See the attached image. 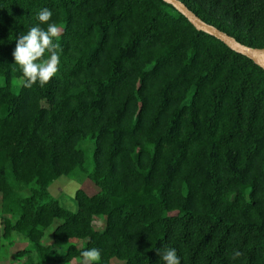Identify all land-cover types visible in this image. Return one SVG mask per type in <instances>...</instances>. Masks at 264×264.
Here are the masks:
<instances>
[{"label":"trees","instance_id":"trees-1","mask_svg":"<svg viewBox=\"0 0 264 264\" xmlns=\"http://www.w3.org/2000/svg\"><path fill=\"white\" fill-rule=\"evenodd\" d=\"M182 1L264 47V0ZM45 7L60 65L25 87L12 53ZM78 173L98 190L70 209L49 186ZM0 225L35 254L14 264L91 247L99 264H163L166 246L181 264H264V68L165 0H0Z\"/></svg>","mask_w":264,"mask_h":264},{"label":"clouds","instance_id":"clouds-1","mask_svg":"<svg viewBox=\"0 0 264 264\" xmlns=\"http://www.w3.org/2000/svg\"><path fill=\"white\" fill-rule=\"evenodd\" d=\"M51 17L52 11L47 7L42 8L36 13V22L16 37L12 55L14 63L25 77L22 81L25 87H31L36 82L46 83L58 71L62 49L54 38L60 35L61 29L56 22L51 21ZM45 24L46 27L43 26ZM157 252L163 264H181L174 247L166 246ZM80 256L81 264H99L101 251L96 247L84 248Z\"/></svg>","mask_w":264,"mask_h":264},{"label":"rangeland","instance_id":"rangeland-1","mask_svg":"<svg viewBox=\"0 0 264 264\" xmlns=\"http://www.w3.org/2000/svg\"><path fill=\"white\" fill-rule=\"evenodd\" d=\"M15 89L18 88V83L14 86ZM86 144V142H84ZM87 154H88V163H91V155H92V145L87 142ZM82 188L88 194H93L98 190V187L90 180L85 174L78 173L75 176H60L56 178L49 186L50 192L58 198L60 203L70 209L76 208L75 203V195L73 196L72 193H75L77 188ZM93 223L96 228H102L105 224L103 217H94ZM51 237V229H48L44 235L43 241L50 242ZM15 241L12 243L9 242H0V264H3L4 260L6 259L8 262H24V261H35L36 257L34 252H30L25 256H19L15 254V251L23 249L29 243L27 240L22 237H15ZM77 244L80 246L82 241L76 240ZM7 263V264H10ZM45 264H55L53 262H48ZM58 264V263H57ZM60 264H81V256L77 258H73L68 262H61ZM110 264H125L123 261L113 258Z\"/></svg>","mask_w":264,"mask_h":264},{"label":"water","instance_id":"water-1","mask_svg":"<svg viewBox=\"0 0 264 264\" xmlns=\"http://www.w3.org/2000/svg\"><path fill=\"white\" fill-rule=\"evenodd\" d=\"M172 4L178 11H180L197 29L205 31L216 38L220 39L231 49L240 52L264 68V47L256 48L250 47L238 41L234 36L223 31L222 29L206 22L199 17L193 10H191L182 0H165Z\"/></svg>","mask_w":264,"mask_h":264},{"label":"crops","instance_id":"crops-1","mask_svg":"<svg viewBox=\"0 0 264 264\" xmlns=\"http://www.w3.org/2000/svg\"><path fill=\"white\" fill-rule=\"evenodd\" d=\"M1 240H2V237H1V225H0V242H1ZM1 244V243H0ZM16 252V251H15ZM17 262V261H16ZM7 263H10V262H8L6 259L4 260V262H3V264H7ZM15 262H13V263H10V264H14Z\"/></svg>","mask_w":264,"mask_h":264}]
</instances>
